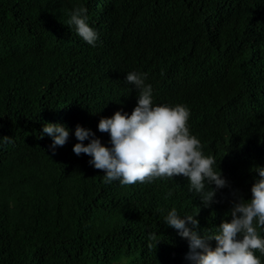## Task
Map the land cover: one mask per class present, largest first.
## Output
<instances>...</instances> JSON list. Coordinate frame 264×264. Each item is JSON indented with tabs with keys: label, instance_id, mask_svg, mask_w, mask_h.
<instances>
[{
	"label": "trees",
	"instance_id": "1",
	"mask_svg": "<svg viewBox=\"0 0 264 264\" xmlns=\"http://www.w3.org/2000/svg\"><path fill=\"white\" fill-rule=\"evenodd\" d=\"M76 6L87 8L95 46L68 24ZM133 71L146 74L155 105L189 109L190 134L228 183L210 206L182 176L106 183L91 157L73 153L81 123L111 147L97 125L131 114L136 92L124 80ZM45 123L69 129L55 155L40 138ZM5 136L13 143L0 140V264H191L168 212L199 209L200 230L218 227L232 193L250 199L264 167V0H0Z\"/></svg>",
	"mask_w": 264,
	"mask_h": 264
},
{
	"label": "clouds",
	"instance_id": "2",
	"mask_svg": "<svg viewBox=\"0 0 264 264\" xmlns=\"http://www.w3.org/2000/svg\"><path fill=\"white\" fill-rule=\"evenodd\" d=\"M68 15V24L75 27L76 34L95 46L98 33L88 24L87 8L76 6ZM145 80L146 74L127 73L124 82L136 92V106L130 115L116 111L110 118L99 120L97 130L109 135L111 147L104 146L90 129L77 125L74 136L78 142L72 148L73 153L77 157L81 154L91 157L89 165L103 172L106 183L119 180L122 185H132L182 176L189 181L190 191L200 195L201 203L210 206L217 191L228 187L217 161L214 156H205L200 140L190 134L187 106L155 105L152 86ZM69 134L65 125L45 123L40 138L43 135L51 138L49 150L55 155L56 148L67 143ZM0 140L13 143L12 137ZM84 141H88L87 145ZM255 172L259 179L250 188L251 198L245 200L234 191L226 213L230 219L222 220L218 227L200 230L195 218L198 208L195 215L181 216L175 208L168 212L164 223L188 242L185 259L191 264H261L255 252L264 255V238L258 231L264 228V167H256ZM148 239L157 241L154 247L161 241L156 232L149 233ZM148 246L151 248L153 244Z\"/></svg>",
	"mask_w": 264,
	"mask_h": 264
},
{
	"label": "bare ground",
	"instance_id": "3",
	"mask_svg": "<svg viewBox=\"0 0 264 264\" xmlns=\"http://www.w3.org/2000/svg\"><path fill=\"white\" fill-rule=\"evenodd\" d=\"M111 92H112V91H111ZM95 93H96V92H95ZM86 96H87V95H86ZM87 97H88V96H87ZM88 99H89V97H88ZM108 99H109V98H108ZM81 101H82V100H81ZM85 103H86V102H85ZM83 107H84V106H83ZM83 107H82V108H83ZM128 108H129V106H128ZM89 119H90V118H89ZM81 120H82V119H81ZM90 120H91V119H90ZM80 122H81V121H80ZM83 122H84V121H83ZM85 122H86V121H85ZM81 124H82V123H81ZM81 124H80V125H81ZM91 124H92V123H91ZM92 125H93V124H92ZM95 125H96V124H95ZM95 127H96V126H95ZM89 128H90V127H89ZM96 132H97V131H96ZM102 143H103V142H102ZM81 162H82V161H81Z\"/></svg>",
	"mask_w": 264,
	"mask_h": 264
}]
</instances>
